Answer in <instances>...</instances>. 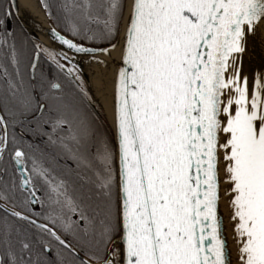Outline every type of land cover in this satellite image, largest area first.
<instances>
[{"label": "snow or ice", "instance_id": "1", "mask_svg": "<svg viewBox=\"0 0 264 264\" xmlns=\"http://www.w3.org/2000/svg\"><path fill=\"white\" fill-rule=\"evenodd\" d=\"M42 4L29 54L0 0V264H264V0Z\"/></svg>", "mask_w": 264, "mask_h": 264}, {"label": "bare ground", "instance_id": "2", "mask_svg": "<svg viewBox=\"0 0 264 264\" xmlns=\"http://www.w3.org/2000/svg\"><path fill=\"white\" fill-rule=\"evenodd\" d=\"M17 5L19 7V15L22 18L30 19L34 23L39 24L44 28L51 27L49 22L44 17L42 10L38 4L37 0H17ZM23 25L27 29V31L37 38L40 42L49 44L54 48H59L52 40H48L43 36L41 32H39L35 27L27 24L23 20ZM117 50L113 53V56H116ZM103 59H109V66L104 67L103 65H97L95 63L91 65L82 64L83 73L87 76L90 81L92 92L95 93V99L100 102L102 108L105 111V114L109 120L111 121V109H110V71H111V60L108 57H102ZM99 90V97L98 91Z\"/></svg>", "mask_w": 264, "mask_h": 264}, {"label": "flooded vegetation", "instance_id": "3", "mask_svg": "<svg viewBox=\"0 0 264 264\" xmlns=\"http://www.w3.org/2000/svg\"><path fill=\"white\" fill-rule=\"evenodd\" d=\"M38 4L42 10V13L44 15V17L46 18V20L52 25L51 20L47 17L45 10L43 8V4H42V0H37ZM23 19L20 15H19V19L18 20H13L10 22V26H13L17 32V42L21 43L24 40H28V44H27V51L31 52V41L32 39H35L36 41L40 42L37 38H35L34 36H32L27 29L25 28V26L23 25ZM21 27L23 28V31H21ZM45 70L46 71H51V69L48 68V66L45 64ZM84 78H85V82L86 85H90V83H88L87 81V76L84 74ZM91 89V88H90ZM92 90V89H91ZM92 103L88 106V111L95 117L96 122L102 126V131H107L108 129H110V123L109 120L105 114L104 109L102 108L101 104L99 101H97L95 99V97H92ZM32 138V137H30ZM34 139V143L38 144L41 150H49L48 146L46 144V138H33ZM0 203H2V201H0Z\"/></svg>", "mask_w": 264, "mask_h": 264}, {"label": "water", "instance_id": "4", "mask_svg": "<svg viewBox=\"0 0 264 264\" xmlns=\"http://www.w3.org/2000/svg\"><path fill=\"white\" fill-rule=\"evenodd\" d=\"M27 24L35 27L39 32H41L43 34V36H45L46 39L48 40H52L50 38V35L47 31V28H44L42 26H40L39 24L37 23H34L32 20L30 19H23ZM50 24V23H49ZM50 26H52L50 24ZM252 40L256 41L258 47H257V51H261V49H264V30H262L261 32H259L255 37H252L251 38ZM57 46L60 47V45L58 43H55ZM117 59L119 57V49H117V52H116V56ZM115 69H116V64L112 63L111 64V71H110V109H111V95H112V80H113V74L115 72ZM110 126H111V121H110ZM223 210V209H222Z\"/></svg>", "mask_w": 264, "mask_h": 264}, {"label": "rangeland", "instance_id": "5", "mask_svg": "<svg viewBox=\"0 0 264 264\" xmlns=\"http://www.w3.org/2000/svg\"><path fill=\"white\" fill-rule=\"evenodd\" d=\"M87 81H88V83H90L89 79H87ZM90 87H91V85H88V88H89L90 94H91V96L94 98V97H96V96H95V93L92 92V90L90 89ZM96 90L98 91V96H97V97H99V96H100V95H99L100 92H99V90H98L97 88H96Z\"/></svg>", "mask_w": 264, "mask_h": 264}, {"label": "trees", "instance_id": "6", "mask_svg": "<svg viewBox=\"0 0 264 264\" xmlns=\"http://www.w3.org/2000/svg\"><path fill=\"white\" fill-rule=\"evenodd\" d=\"M51 23H52V21H51ZM59 30V29H58ZM103 46H107V45H103Z\"/></svg>", "mask_w": 264, "mask_h": 264}]
</instances>
